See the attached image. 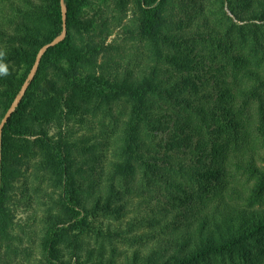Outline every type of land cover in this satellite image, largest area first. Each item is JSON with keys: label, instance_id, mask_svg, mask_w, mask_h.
I'll return each instance as SVG.
<instances>
[{"label": "trees", "instance_id": "trees-1", "mask_svg": "<svg viewBox=\"0 0 264 264\" xmlns=\"http://www.w3.org/2000/svg\"><path fill=\"white\" fill-rule=\"evenodd\" d=\"M111 1L135 9L128 32L149 48L147 65L100 62L109 47L93 37L92 0H64L67 36L3 129L0 256L14 239L16 185L33 170L58 194L40 264H264V0ZM62 30L61 0H0V122ZM106 118L120 133L104 166L100 143L70 136ZM143 204L151 216L111 225ZM117 240L152 245L127 256Z\"/></svg>", "mask_w": 264, "mask_h": 264}, {"label": "rangeland", "instance_id": "rangeland-1", "mask_svg": "<svg viewBox=\"0 0 264 264\" xmlns=\"http://www.w3.org/2000/svg\"><path fill=\"white\" fill-rule=\"evenodd\" d=\"M194 1L205 5L211 0ZM194 1L190 4L194 5ZM92 2V6L87 10V15L90 20L94 21L93 27L96 30V34L93 37L96 42L101 44L103 42L106 47H109L106 54L100 55V62L110 60L111 64L116 61L122 73L127 69L137 72L144 68L147 65L149 48L145 47L135 34L128 32L129 28H133L132 19L135 10L133 6L130 5L125 14H120L111 0L107 2L92 0ZM100 31L104 33L100 35ZM112 67L115 68L116 65H112ZM113 123L114 121L111 122L110 118H106L104 119V124H101L98 120H92L83 125H75L73 131H75L74 135L76 136L71 135L70 137H76L75 139L80 142L82 136H88L91 139V145L100 143L101 145L97 147L96 153L101 155V164L106 166L113 157L114 144L120 133V122L118 126L113 125ZM55 132V130H52V133ZM99 167L97 165V168ZM16 187L12 200V210L15 215L12 231L14 239L12 245L8 247L9 257L7 259L4 258V248L2 249L3 254L0 256V264H40L41 251L39 243L44 227L43 222L48 217L49 211L54 212L56 207H58V194L47 184L43 174L35 173L33 170L28 171L26 178L20 181ZM137 206L135 205L132 209L134 212L130 211L121 220L110 219L111 225L113 227L121 225L120 228L125 229L127 228V221L131 218L133 220L144 219L146 216L152 215L147 205L143 204L140 208L142 209L141 213ZM99 221L100 219L94 223L98 226ZM119 221H121V224H117ZM100 228L105 229V227ZM148 229L149 227H146L144 230L147 231ZM100 243H103L107 247L106 250L109 251L110 246L107 240H97L96 235L90 240V244L93 247L98 246ZM114 244L118 246V250L127 251L126 255L130 256L132 251L137 248L144 252L146 248L152 245V242L141 246L140 244H125L117 240ZM4 247L6 248L5 245ZM123 257L118 260L122 261Z\"/></svg>", "mask_w": 264, "mask_h": 264}, {"label": "water", "instance_id": "water-1", "mask_svg": "<svg viewBox=\"0 0 264 264\" xmlns=\"http://www.w3.org/2000/svg\"><path fill=\"white\" fill-rule=\"evenodd\" d=\"M61 11H62V19H63V30L61 34L56 37L54 40H52L50 43L44 45L38 52L36 56V60L33 64V67L27 76L24 84L22 85L20 92L18 95L15 97L13 103L11 104L10 108L6 112L5 116L3 117L2 121L0 122V163H1V144H2V136H3V129L8 123L9 119L13 115V113L16 111L17 107L21 103L22 99L24 98L28 88L30 87L31 83L33 82L36 74L38 73L41 61L45 55V53L52 47L57 46L60 44L62 41L65 40L67 36V8L65 5L64 0H61Z\"/></svg>", "mask_w": 264, "mask_h": 264}, {"label": "clouds", "instance_id": "clouds-1", "mask_svg": "<svg viewBox=\"0 0 264 264\" xmlns=\"http://www.w3.org/2000/svg\"><path fill=\"white\" fill-rule=\"evenodd\" d=\"M6 55V50L0 49V77L7 76L9 74L7 65L4 63Z\"/></svg>", "mask_w": 264, "mask_h": 264}]
</instances>
